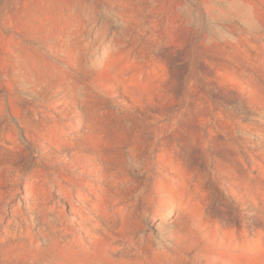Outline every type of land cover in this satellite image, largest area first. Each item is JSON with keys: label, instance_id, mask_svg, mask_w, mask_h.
<instances>
[{"label": "rangeland", "instance_id": "374dc122", "mask_svg": "<svg viewBox=\"0 0 264 264\" xmlns=\"http://www.w3.org/2000/svg\"><path fill=\"white\" fill-rule=\"evenodd\" d=\"M0 264H264V0H0Z\"/></svg>", "mask_w": 264, "mask_h": 264}]
</instances>
